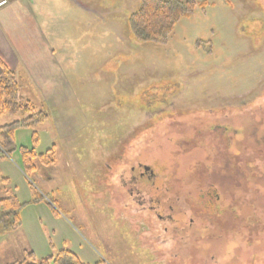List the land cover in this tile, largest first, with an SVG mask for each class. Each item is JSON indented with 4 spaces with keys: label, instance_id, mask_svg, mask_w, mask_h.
Masks as SVG:
<instances>
[{
    "label": "rangeland",
    "instance_id": "1",
    "mask_svg": "<svg viewBox=\"0 0 264 264\" xmlns=\"http://www.w3.org/2000/svg\"><path fill=\"white\" fill-rule=\"evenodd\" d=\"M18 1L30 32L14 37L23 54L8 67L48 118L16 129L12 152L0 149V198L22 204L20 227L0 234V264L62 249L84 264H264V152L255 149L264 147V89L248 101L264 81V44L243 41L236 0H193L163 42H141L130 28L142 0ZM167 100L182 108L153 115ZM23 116L0 115V126ZM222 116L242 129L229 146L214 127L225 128ZM22 148L38 155L28 175ZM44 153L55 162H41ZM252 153L259 196L244 179ZM139 161L159 179L166 173L187 232L172 237L148 211L126 206L119 170ZM206 181L222 187V214L196 199Z\"/></svg>",
    "mask_w": 264,
    "mask_h": 264
},
{
    "label": "trees",
    "instance_id": "2",
    "mask_svg": "<svg viewBox=\"0 0 264 264\" xmlns=\"http://www.w3.org/2000/svg\"><path fill=\"white\" fill-rule=\"evenodd\" d=\"M202 4H205L204 2ZM202 4H200L202 6ZM198 4L193 0H142L139 7L129 17L130 28L141 42H163L174 32L177 23L190 16ZM0 66V115L25 116L0 126V149L7 153L15 149L14 134L18 128H33L48 118L47 112L37 110L29 100L24 99L19 90L15 72L1 59ZM35 141L37 132H33ZM49 152H54L51 148ZM24 171L28 175L37 170L34 159L38 157L34 149L22 148ZM54 154V153H53ZM41 162L53 164L55 157L49 153L39 155ZM6 180V179H2ZM22 204L16 195L0 198V234L17 229L21 225ZM11 264H84L69 249L60 250L55 256L37 259L33 251L26 258Z\"/></svg>",
    "mask_w": 264,
    "mask_h": 264
},
{
    "label": "flooded vegetation",
    "instance_id": "3",
    "mask_svg": "<svg viewBox=\"0 0 264 264\" xmlns=\"http://www.w3.org/2000/svg\"><path fill=\"white\" fill-rule=\"evenodd\" d=\"M244 2L245 4L242 5V2L240 0H236L235 6L238 13L241 14L242 17L247 19V21H242L243 29H247V32L243 34L244 37L242 39L252 50V47H254L255 45L260 46L261 44H264V0H244ZM245 7L246 9L243 12ZM259 89L261 90L258 92L256 91L257 93H253L251 96L252 98H249L248 101H250L251 99H257V97L264 89V81L260 84ZM246 102L247 101H244L242 103L246 104ZM175 108L178 109L182 107L176 106L173 100H167L161 103L159 106H156L152 114L154 115L158 111L166 112L169 109ZM222 117L226 118L227 124L225 125V128L220 127L221 125H215L214 127L216 129V126H218L217 129L220 128L225 132L222 137L227 142V146H229L231 145L232 138L236 135L238 136L242 132V129L238 128V123L237 125H235V123L233 122L234 116ZM217 121L219 124H223L220 118ZM220 135L221 134H216L214 138L220 140ZM255 149L257 151L256 153L258 154L264 152V147L261 144H258L257 146L255 145ZM250 156L252 158H250L251 160L247 165L249 170H246L244 179H246L245 184L247 185L250 181H253L251 183V187L254 188V191L256 192L255 188H259V186L256 187L254 184L255 182H260L261 177L254 179L253 166L254 163L256 165L258 164V160L260 158H257V154L254 153H252ZM234 165L235 162L234 164H232L233 172L236 171L237 173H239L240 170L238 171V166ZM112 168L113 166L109 165V169ZM119 171L120 172L117 179H119V183H121L125 187L123 191L127 194L126 198L128 202H126V206L128 208H131L135 211H148V215H150L151 217H155L159 222V225H161L160 227L163 228L167 233H170L172 237H175V232L179 233L182 231V229L183 232L188 231H185L184 225L186 223V220L184 218L186 217L175 216L177 211H175L174 206L171 204L170 192H168L169 189L168 187H164V185H166L167 183L166 173L163 172V176L161 177V179H159L153 167L143 161H139L137 164L134 163L133 165H131L128 172H124L125 169ZM243 171L244 170H242L241 172ZM241 175H243V173H241ZM248 180L250 181L247 182ZM220 189H222V187L218 186L215 182L206 181L205 185L203 187H200V191L196 199L197 201H201L203 206L205 205L208 210L222 214L224 212V208L221 206L222 203L220 202ZM259 189L261 190L262 188ZM257 194L259 196V192ZM182 213L185 215L184 211ZM190 221H194L193 218H190L189 222ZM170 238V236L167 237V240H170ZM171 242L174 243L173 241H170V243Z\"/></svg>",
    "mask_w": 264,
    "mask_h": 264
},
{
    "label": "crops",
    "instance_id": "4",
    "mask_svg": "<svg viewBox=\"0 0 264 264\" xmlns=\"http://www.w3.org/2000/svg\"><path fill=\"white\" fill-rule=\"evenodd\" d=\"M9 0V4H10ZM4 5L0 7V59L9 66L10 62H17L15 57H19L23 53L16 48V43H14V37H18L20 33L30 32V22L26 25L25 20L21 15H26L24 13L25 8L17 0L13 3V6ZM25 27V30L22 28ZM35 33V32H34ZM28 37V36H27ZM30 38V37H29ZM25 56V55H24ZM22 58V64L25 67V57ZM14 58V59H13ZM12 65V64H10ZM20 62H18V66ZM10 68V67H9ZM26 68V67H25ZM11 69V68H10ZM2 73V68L0 66V74Z\"/></svg>",
    "mask_w": 264,
    "mask_h": 264
},
{
    "label": "built area",
    "instance_id": "5",
    "mask_svg": "<svg viewBox=\"0 0 264 264\" xmlns=\"http://www.w3.org/2000/svg\"><path fill=\"white\" fill-rule=\"evenodd\" d=\"M8 1L7 0H0V7L4 6L5 4H7Z\"/></svg>",
    "mask_w": 264,
    "mask_h": 264
}]
</instances>
